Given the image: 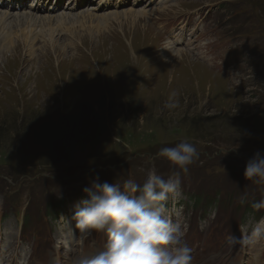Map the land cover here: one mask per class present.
Instances as JSON below:
<instances>
[{
	"label": "rangeland",
	"instance_id": "1",
	"mask_svg": "<svg viewBox=\"0 0 264 264\" xmlns=\"http://www.w3.org/2000/svg\"><path fill=\"white\" fill-rule=\"evenodd\" d=\"M33 1L0 9L27 14ZM69 1L60 0L56 12L59 2L35 0L29 15L56 22L66 13L118 11L121 22L99 30L67 21L54 25L61 31L53 42L28 48L23 40L11 53L0 41V263L31 264L28 255L17 257L23 244H39L65 264L103 247L102 232L77 233L69 250L56 233L83 189L97 177L143 184L153 166L167 178L172 169L154 154L185 140L199 157L165 206L183 223V241L196 253L191 264H264V237L250 238L256 221L243 232L238 222L248 203L264 198V181L244 176L248 158L264 151V0ZM130 9L150 13L131 25L123 22ZM14 19L8 26L21 18ZM40 23L29 26L35 34ZM167 41L188 58L168 63L175 55L162 53ZM173 93L178 106L167 109ZM189 195L216 203L193 206ZM180 199L183 208H175ZM53 202L62 211L56 220L45 217ZM26 211L31 223L23 236ZM232 235L245 238L232 246Z\"/></svg>",
	"mask_w": 264,
	"mask_h": 264
},
{
	"label": "clouds",
	"instance_id": "2",
	"mask_svg": "<svg viewBox=\"0 0 264 264\" xmlns=\"http://www.w3.org/2000/svg\"><path fill=\"white\" fill-rule=\"evenodd\" d=\"M174 97L175 93L165 108L178 106ZM198 157L197 148L182 140L154 154L153 159L166 160L172 169L167 178L153 166L143 184L132 179L122 185L115 181L101 183L99 177L93 180L74 204L72 220L80 233L102 232L106 242L103 248L77 256L74 264H191L192 250L184 243V232L173 223L165 205L170 198L179 197L181 172L187 173ZM244 176L264 181V151L257 150L248 158ZM246 198V194L242 195L239 202L244 204ZM251 207L256 211L264 209V198L252 202ZM262 237L264 217L253 225L250 238ZM244 238L232 235L228 243L235 246Z\"/></svg>",
	"mask_w": 264,
	"mask_h": 264
},
{
	"label": "bare ground",
	"instance_id": "3",
	"mask_svg": "<svg viewBox=\"0 0 264 264\" xmlns=\"http://www.w3.org/2000/svg\"><path fill=\"white\" fill-rule=\"evenodd\" d=\"M110 0H101V2L99 4H106V6H108V2ZM136 3L140 2L141 0H135ZM144 1V0H143ZM74 2H76V4H78V2H82V6H87L90 5L91 0H74ZM146 2H148V0H146ZM171 2V1H170ZM162 4V3H161ZM6 7H4V5H2L3 7L1 9H8L10 8V4H5ZM33 4H31V6H33ZM80 5V4H78ZM56 8V7H55ZM0 9V41L2 42L1 45H4L2 48L3 50H6L7 52L9 51L10 53L15 50L16 46L18 45L17 43H21V41L24 40V46L28 47V48H34V44L37 43H46V42H53V39L55 38L54 35L58 34L56 32H60L61 30L55 29L58 27H62L64 26L65 28V24L68 26L67 21H69V25L73 26L76 23H79L80 26L83 25L85 27L87 22H90L92 24H94V26L99 27V30H102L103 28L107 27L106 24H109L112 22V20L114 19L115 21H118L119 23L121 22V20L119 19L121 17V12L118 11H113V12H109V13H104V14H99L97 12H92V11H88L86 14L82 15V13L80 12L78 16H73L72 18L66 14H70V13H66L65 15H58L57 16V20L56 22H54L55 20H51L49 18L50 17H46V18H41V16L36 17L35 14H31L29 15V12H31L30 7L28 6L26 8V10L28 11L27 14L23 13V14H11L9 15V11L7 10H1ZM24 9L22 8L21 11H23ZM25 12V11H24ZM57 12V11H56ZM123 13V12H122ZM150 12H147L146 10H134V9H130L128 11H125L123 13V17L125 18V20L123 22H126L128 24H131V22L134 21H138L140 20V17H147V15H149ZM152 13V12H151ZM25 15V16H24ZM8 16L12 17L13 20H15L14 18H21L19 19L18 23L15 22L13 24H9L10 26H8V22L6 20H11L8 19ZM24 16V17H22ZM49 16V15H48ZM123 19V18H122ZM11 20V21H13ZM37 21H41V29H40V33L37 32L36 34L33 32L34 28L33 27H29L30 25H36ZM18 25H15V24ZM134 23V22H133ZM105 24V25H104ZM27 25V26H25ZM91 25V27H94ZM14 27H16V29L14 30ZM2 28V31H1ZM72 28V27H71ZM71 32H74L73 29H71ZM5 29H7L5 31ZM87 29V28H86ZM92 29V28H91ZM106 29V28H105ZM16 35V36H15ZM60 35V34H58ZM14 36V37H13ZM174 35L169 38L171 40H173ZM167 46L165 48V50H163V54L166 55L168 53V55H175L171 58H169V62L172 61H184L185 58H188V55H186L185 53H178V51L180 50V48H174V44H172L173 46H171V42L167 41ZM17 44V45H16ZM30 53L32 50H29ZM167 57V55H166ZM191 59V58H190ZM193 60V59H192ZM191 64V63H190ZM199 64V63H197ZM187 66V65H185ZM203 66V65H201ZM192 71V70H191ZM184 72V71H183ZM202 77V76H201ZM219 79V77H218ZM209 80V78H208ZM225 81V80H223ZM73 211H74V207L71 208L70 210V217L67 216V228L66 230L68 231H73L75 229V222L72 220V216H73ZM260 244V243H259ZM254 255V254H253ZM256 256V255H255ZM258 256V255H257Z\"/></svg>",
	"mask_w": 264,
	"mask_h": 264
}]
</instances>
